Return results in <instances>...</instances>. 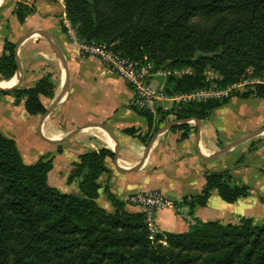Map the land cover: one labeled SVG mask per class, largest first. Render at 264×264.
<instances>
[{
  "label": "trees",
  "instance_id": "1",
  "mask_svg": "<svg viewBox=\"0 0 264 264\" xmlns=\"http://www.w3.org/2000/svg\"><path fill=\"white\" fill-rule=\"evenodd\" d=\"M63 1L80 41L112 43L155 68L193 69V75L165 80L170 95L208 87L206 69L223 76L221 88L250 80L222 99L180 104L171 111L174 120L207 119L234 96L264 98V0ZM33 12L22 2L14 10L22 24ZM16 47L6 39L0 56L3 79L17 72ZM53 88L48 74L14 93L18 101L25 99L30 115H37L47 111L41 96H51ZM138 112L147 117L150 131H126L148 142L160 125L152 113ZM160 122L170 120L164 116ZM195 126L181 123L172 129L183 130L185 138ZM114 155L108 148L81 154L68 182L81 178L82 195L67 193L49 183L52 158L25 163L16 140L0 130V264H264V223L253 217L241 216L236 223L196 219L185 232L152 233L145 213L126 210L127 201L108 186L115 210H106L97 201L99 178L109 171L105 159ZM232 179L228 171L207 173L202 192L184 199L190 214L205 206L214 190L227 202L249 196V186Z\"/></svg>",
  "mask_w": 264,
  "mask_h": 264
},
{
  "label": "crops",
  "instance_id": "2",
  "mask_svg": "<svg viewBox=\"0 0 264 264\" xmlns=\"http://www.w3.org/2000/svg\"><path fill=\"white\" fill-rule=\"evenodd\" d=\"M18 2L35 9L23 24L14 13ZM0 12V56L6 39L20 42L21 62L18 75L1 82L4 87L10 84L5 88H13L0 89V130L16 140L25 163L52 158L50 185L82 195L81 178L68 182L74 162L85 152L108 148L116 153L105 159L109 171L99 178L98 203L110 212L115 210L105 191L107 186L124 201L135 192L160 190L168 198L181 201L184 209L181 213L174 208L156 211L158 232L188 231L196 219L236 223L241 216L254 219L256 208L264 211L258 191L264 184V132L211 157L232 141L264 130V98L234 96L200 120L199 126L188 122L196 126L187 137H182L183 130L172 129L175 125L157 135L158 130L143 142L126 131L136 128L142 135L150 131L147 117L134 104L133 89L99 58L81 54L63 29V0H7ZM37 31H45L53 39L66 61V72L46 36L36 33L23 40ZM48 74L53 94L41 96L47 111L30 115L25 99L18 101L14 89L32 87ZM169 116L174 121L173 115ZM76 129L79 132L71 136ZM224 171L230 172L233 183H251V194L227 202L214 190L207 204L197 205L190 214L184 199L202 192L207 173ZM126 210L140 212L143 208L127 201Z\"/></svg>",
  "mask_w": 264,
  "mask_h": 264
},
{
  "label": "built area",
  "instance_id": "3",
  "mask_svg": "<svg viewBox=\"0 0 264 264\" xmlns=\"http://www.w3.org/2000/svg\"><path fill=\"white\" fill-rule=\"evenodd\" d=\"M64 25L71 41L79 47L84 56L99 58L107 68L122 76L135 93L134 104L141 110L156 116L159 112H171L182 103L199 98H223L230 95V91L236 87L217 89L216 83L222 76L214 69H206L204 75L206 81L213 85L210 88H200L190 93L170 95L165 90V81H157L156 78L166 80L170 76L183 77L193 75L191 68H155L154 63L147 58L138 61L125 56L114 49L112 43L96 40L80 41L77 26L65 16ZM169 115H173L168 113ZM191 122H194L191 120ZM131 205L143 208L146 222L152 233H156L155 212L164 208H174L180 212L184 209L181 201L168 198L160 190L139 191L129 195L127 199Z\"/></svg>",
  "mask_w": 264,
  "mask_h": 264
},
{
  "label": "water",
  "instance_id": "4",
  "mask_svg": "<svg viewBox=\"0 0 264 264\" xmlns=\"http://www.w3.org/2000/svg\"><path fill=\"white\" fill-rule=\"evenodd\" d=\"M36 33L46 36V37L49 39V41H51V43H52V45H53V47H54V51H55V53L57 54V57L61 60L62 65H63V67H64V71L66 72V71H67V65H66V61H65L64 57L62 56V54L60 53V51H59V50L57 49V47L55 46V44H54V42H53V39H52V38H51V37H50L45 31H37V32H35V33H32V34H30V35H27L23 40H25L26 38H28V37H30L31 35L36 34ZM23 40H22V41H23ZM19 44H20V42L17 43V47H16V59H17V66H18V68H17V72H16V75H18V73L21 71V62H20L19 55H18V47H19ZM2 81H5V80H4V79L0 80V89H12V88H13V87L5 88L4 86L1 85V82H2ZM48 111H49V110H48ZM191 120H194V122H195L198 126L200 125V120L197 119V118H193V119H183V120H174V121H171V122L167 123L166 125L162 126V127L159 129V131L157 132V135H158L159 133H162V132L166 131V130H169L170 128H172V127L175 126V125H178V124H181V123H188V122H190ZM95 126H97V127H101V128H103V129H106V127H105L104 125H101V124H95ZM79 130H80V129H76L75 131H73V132L71 133V136H73V135H75L76 133H78ZM106 130H107V129H106ZM263 132H264V130H261V131H258V132H252V133H250L249 135H247V136H245V137H241V138H239V139H236V140L232 141L231 143L225 145L221 150H219V151H217L216 153H214L211 157H213V158H214V157H218V156L224 154L225 152H227V150H229L231 147H233V146H235V145H237V144H239V143H241V142H243V141H246V140H248V139H250V138L256 136L257 134H260V133H263ZM115 153H116V150H115Z\"/></svg>",
  "mask_w": 264,
  "mask_h": 264
},
{
  "label": "rangeland",
  "instance_id": "5",
  "mask_svg": "<svg viewBox=\"0 0 264 264\" xmlns=\"http://www.w3.org/2000/svg\"><path fill=\"white\" fill-rule=\"evenodd\" d=\"M7 0H4L1 4H0V11H1V9L4 7V5H5V2H6ZM65 3V2H64ZM1 13V12H0ZM221 75V74H220ZM222 76V75H221ZM223 79V76H222V78H220V80H218V82L215 84L216 85V87H217V89H225V88H221L220 87V81ZM156 80L157 81H165L164 79H162V78H156ZM247 83L246 84H244V86H243V84L241 83V84H237L236 85V87H235V89H239V88H242V87H246L245 85H247L249 82H250V80H248V81H246ZM233 85H230V86H228V87H232ZM210 87H213V85L212 84H210L209 83V85H208V87H203V88H210ZM228 87H226V88H228ZM202 89V88H201ZM199 90H200V88H199ZM234 89H232L231 91H230V93L233 91ZM207 99H210V98H197V99H195L196 101H206ZM216 99V98H215ZM217 99H222V98H217ZM185 103H187V102H185ZM175 108H178V106L177 107H175ZM168 113H172V112H159L157 115H156V118H155V124L156 123H158L159 125H160V127H159V129L162 127V126H164V125H166V124H164V122H160L159 123V120L162 118V117H164V116H166V118L167 119H169V117L170 116H168L167 114ZM172 119H174V115H173V117H172ZM172 120H170V122H171ZM251 187H253V185L250 183L249 184V195L251 194ZM260 188H258V191L259 192H261V199H264V184L263 185H261V186H259ZM263 203V202H262ZM254 215V219H255V223H257V224H261V223H264V211H262L261 209H259V208H256V210L254 211V212H252ZM256 214H258V216L256 215Z\"/></svg>",
  "mask_w": 264,
  "mask_h": 264
},
{
  "label": "bare ground",
  "instance_id": "6",
  "mask_svg": "<svg viewBox=\"0 0 264 264\" xmlns=\"http://www.w3.org/2000/svg\"><path fill=\"white\" fill-rule=\"evenodd\" d=\"M4 0H0V4L3 2ZM10 84H6L5 87L9 86Z\"/></svg>",
  "mask_w": 264,
  "mask_h": 264
}]
</instances>
